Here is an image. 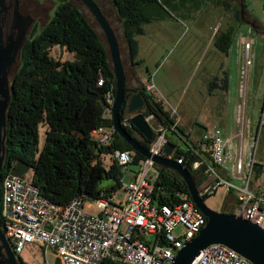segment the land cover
I'll return each instance as SVG.
<instances>
[{"label":"trees","instance_id":"1","mask_svg":"<svg viewBox=\"0 0 264 264\" xmlns=\"http://www.w3.org/2000/svg\"><path fill=\"white\" fill-rule=\"evenodd\" d=\"M121 21L123 36L130 58L138 52L137 38L144 34L143 26L168 12L172 0H110ZM245 8V4H244ZM44 43L28 46L27 57L14 84L8 110L7 155L0 175V213L2 181L8 174L23 176L33 171V183L41 194L57 205H67L75 198L97 200L122 189L125 170L116 162L109 164L105 155L116 151H132L115 131L113 141L102 145L95 135L100 128L113 129L112 107L107 100L115 96L116 79L105 40L91 26L82 12L71 4H61L53 21L43 31ZM219 39V38H218ZM216 42L220 51L228 53L230 39ZM55 47L74 54L72 61L61 62L52 57ZM100 80L103 84L99 85ZM216 89L227 90L228 77H216ZM140 94L147 104L146 118L153 116L170 134L177 135L187 146L175 144L174 159L183 157L182 166L191 174L190 163L196 159L195 149L182 128L171 118L161 103L147 93L146 87L126 89V103L121 119L127 116V100ZM110 115L106 117V115ZM125 130L143 147L149 149L156 138H144L130 121ZM45 139L40 148V128ZM206 130V128H205ZM170 133V134H168ZM135 153L134 163L145 158ZM158 172L151 178L153 204L173 206L190 199L186 183L173 170L154 166ZM260 171L257 165L255 171ZM195 181L196 178L193 176ZM200 187L202 182H196ZM209 195L202 196L203 199ZM222 212V211H221ZM3 221L0 215V227ZM21 264H25L21 261Z\"/></svg>","mask_w":264,"mask_h":264},{"label":"built area","instance_id":"2","mask_svg":"<svg viewBox=\"0 0 264 264\" xmlns=\"http://www.w3.org/2000/svg\"><path fill=\"white\" fill-rule=\"evenodd\" d=\"M251 43L243 50V65L252 64ZM244 68V69H245ZM103 84L100 80L99 85ZM147 91L154 90L149 83ZM111 107L113 94L107 96ZM155 118L151 116L149 123ZM125 118L123 125H128ZM264 126V108L259 127ZM156 138L149 151L152 155L173 159L165 153L169 144L166 130L152 126ZM114 129V128H113ZM115 130L103 128L95 131L102 145H110ZM242 132L239 131V134ZM242 133L241 139L244 138ZM195 149L196 159L190 163L191 171L202 182L200 193L212 195L223 188L225 200L222 211L255 223L264 230V192L255 193L251 183L256 169L257 141H253L250 159L240 153L233 167L234 181L221 174L228 143L219 128H207L202 137L189 138ZM135 153L116 151L105 155L109 164L117 163L125 170L122 201L118 191L109 197L102 195L95 200V207L87 200L75 198L67 205H57L44 197L33 180L8 174L1 187L2 229L14 253L20 255L27 244L39 245L45 260L49 253L59 264H172L179 250L191 243L205 227L207 218L190 199H183L173 206L153 204V183L150 172L155 164L146 159L138 163L133 172ZM183 164V157L175 159ZM87 209H96L91 215ZM154 236V239H150ZM47 262V264H49ZM192 264H253L234 250L223 245H211L201 252Z\"/></svg>","mask_w":264,"mask_h":264},{"label":"rangeland","instance_id":"3","mask_svg":"<svg viewBox=\"0 0 264 264\" xmlns=\"http://www.w3.org/2000/svg\"><path fill=\"white\" fill-rule=\"evenodd\" d=\"M222 1L172 0L168 12L163 14L161 18L156 19L157 21L145 26L144 36L138 37L139 46L133 68L137 74L141 75L142 73L144 76L150 77L149 81L155 87L154 94L165 105L171 113L170 115L174 117L175 122L180 123L185 132H188L192 126L195 127V131L198 133H201L202 130L200 126L219 128L223 131V138L225 139L227 134L232 136L235 130L237 139L241 140L240 145L242 147L245 145L243 140L247 141V138L251 135L252 142L257 141L255 160L261 169L258 170V173H254L251 189L254 191L256 186L261 185V190L264 191V126L258 127L260 113L264 108V42L261 41L257 46L258 56L255 68L256 74H254L256 93L250 98V106L247 109L244 103L248 86L246 80H244L243 91L240 95L237 81V85L231 88L224 98H222L220 92L216 97L222 98L224 104L219 106H214V102H209L210 96L207 94V88L204 84L210 78V75L219 73L220 63L226 58L212 43V35L216 33L215 28L219 30L224 24L223 20L227 9ZM105 3L104 14L108 17L119 41L124 66L127 67L126 75L128 76L130 74V64L132 63L124 40L121 21L112 7L111 1L105 0ZM244 4V9L241 6L239 7L242 33L246 34L247 11L264 27V0H245ZM78 7L91 26L106 42L105 35L91 12L83 4L79 3ZM223 28L224 26L222 32ZM221 34L219 32V39ZM235 36H237V40L240 38L238 31ZM235 43L236 41L230 53V59L233 63L237 61L239 47ZM51 54L55 60L61 62L74 59V54L59 47H55ZM131 81L130 76L129 87L133 86ZM129 101L130 99L127 100V106ZM237 102L239 103L238 106H236ZM126 113V118H128V116L137 112L129 114L126 111ZM108 116L110 115L107 113L106 117ZM234 117L238 118V123H236ZM150 125L153 126L152 123ZM248 128H251L250 133ZM239 131L244 133L243 140L240 136L242 133L239 134ZM154 134L156 133L154 132ZM169 136L177 147L187 148L183 140L173 135ZM39 138V146L42 148L45 139L44 127L40 128ZM135 167L136 165H132L131 170ZM155 174L156 172L152 169L150 175L153 176V180L157 177ZM24 177L32 181L33 171L28 170ZM124 196L123 189H119L118 202L122 201ZM225 196L223 189L219 188L215 194L209 195L205 201L212 210L222 211ZM95 202V200H87V205L95 207ZM86 211L93 216L97 215L96 209L86 208ZM154 238V236L150 237V239ZM18 257L25 264H47L48 262L45 260L42 248L34 243L27 244ZM48 259L49 264H57V259L53 254H49Z\"/></svg>","mask_w":264,"mask_h":264},{"label":"water","instance_id":"4","mask_svg":"<svg viewBox=\"0 0 264 264\" xmlns=\"http://www.w3.org/2000/svg\"><path fill=\"white\" fill-rule=\"evenodd\" d=\"M86 8L91 12L98 22L103 34L106 38V46L108 55L111 60L113 72L116 79L115 96L112 105L113 128L115 132L128 143L132 150L139 153L146 159H150L156 166L171 169L175 171L186 183L191 200L195 206L207 218L205 227L200 231L199 235L186 247L179 250L172 264H192L203 250L211 245L226 246L241 256L248 259L253 264H264V230L255 223L244 220L236 215L229 214L225 211H215L209 208L200 193V187L193 175L182 165H179L175 159L161 158L152 155L149 149L143 147L130 133H128L121 119V109L126 103L127 77L125 66L122 59L120 44L117 36L99 5L94 0H81ZM241 7L244 9V0H241ZM0 129L5 127L4 134L0 132V175L5 164L7 155L6 138L8 135V110L11 101V95L6 90L5 70L0 65ZM1 74L3 76L1 77ZM147 109L145 99L140 94H134L127 106L129 114L139 112L132 116L129 121L131 125L137 129L140 134L147 140H151L154 135V130L149 123V117L146 118L142 112ZM174 144H168L165 147V153L168 156L174 154ZM0 243L1 248L8 255L9 264L21 263L20 258H16L11 247L5 237L3 229L0 227Z\"/></svg>","mask_w":264,"mask_h":264},{"label":"crops","instance_id":"5","mask_svg":"<svg viewBox=\"0 0 264 264\" xmlns=\"http://www.w3.org/2000/svg\"><path fill=\"white\" fill-rule=\"evenodd\" d=\"M244 2H245V0H244ZM222 3L224 5V7L227 9V11L225 13V19L223 20L224 28H223V32H222L223 26L219 30H217V28H215L216 33H213V35H212V43L216 45L217 38L219 36V32H221L222 33L221 37H227L231 40L230 46H229L230 48L228 50V53H224V52L220 51L216 45V48L221 53H223L226 56V58L220 63L219 73L216 75H210L209 76L210 78H208L204 84L206 85V88H207V94L210 96L209 102L210 103L214 102L213 103L214 106H219L220 104H224V101L222 98H224L225 94L229 93L231 88L236 86L237 83L239 86V91H238L239 95L242 94L244 80H246L248 86H247V91L245 93L244 103L246 104V109H247L250 106V98L252 97V95H254L256 93V91H255L256 79L254 77L255 76L254 74H256L255 68H256V59L258 56L257 46H258V44L261 43V41L264 42V27L261 26L260 23L255 20V18L252 16V14L247 11L246 12V15H247L246 19L247 20H245V24L247 25L246 32H245L246 34H243L242 30H241L242 24L240 21V11H239V7L241 6V0H239V1L238 0H223ZM153 21H157V20H153ZM153 21H151L149 24L144 25L143 28L145 26L153 23ZM237 31H238V34L240 37L238 40L236 39L237 36H235ZM142 36H144V34L139 36V37H142ZM137 40H138V38H137ZM235 41H236L235 44L237 45V47L238 46L239 47H238V51H237L238 52L237 61L235 63H233L230 59V53H231V48H232ZM246 43H251V46H252V48H251L252 64L247 69L243 65V50H244V45ZM135 56L133 58V62H134ZM130 61L132 63L131 58H130ZM133 64L134 63L130 64V74L128 76L126 75L128 86L130 84V76L132 79L131 82H133V86L129 87V88H136V87H139L140 85L147 87V85L149 83H151L149 81L150 77L144 76L142 73H141V75L137 74L133 68L134 67ZM125 73H127V72H125ZM225 74L228 77V88H227V90H221L219 88L216 89V85L213 83L215 78L216 77H223V76H225ZM236 81H237V83H236ZM146 90H147V88H146ZM154 90H155V87H154ZM154 90L151 92L147 91V93L149 95H151L154 98V100H156L157 103H161L163 105L164 109L166 111H168L166 109L165 105L154 94V92H155ZM220 92L222 93V98H217L216 96H218ZM241 100H242V98H241ZM238 105H239V103L237 102L236 106H238ZM236 116H237V114H236ZM260 116H261V113H260ZM171 118L175 121V119L172 115H171ZM234 118H235L236 123H238V120H237L238 118L237 119H236V117H234ZM259 120H260V118H259ZM151 123L155 127H159V128L162 127L161 124L156 121V119H155V121L153 119L152 122H150V124ZM175 123H177L179 125V127L182 128L180 123H178V122H175ZM249 126L251 127L250 122H249ZM200 127L202 128V130L200 131L201 133H198L197 131H195V127H193V126L190 128V130H188V132H185V130L183 128L182 129L187 135H189V137L201 138L204 131H205V128L207 129V127H202V126H200ZM258 127H259V123H258ZM250 129L251 128H248L249 133L251 132ZM222 133H223V131H222ZM168 134H170V133H168ZM173 136L179 138L177 135L176 136L173 135ZM250 137H251V135H249V137L247 138V141L243 140L245 142L244 147H242V145H240L241 140L237 139L235 130H234V133L232 136H229L227 134V136L225 137V139L228 141V143L225 147V162L222 166L221 174L231 181L235 180L234 174H233V167L236 163V160H237V157L239 156V154L243 153V157H245L247 161L251 157L250 153H252L251 147H252L253 142L250 139ZM170 142L175 144V142L172 140V138H170ZM173 158H174V156H173ZM135 165H136V167L132 169L133 172L140 169L139 164H135ZM257 165H258V163H257ZM257 165H256V167H257ZM153 170L156 172L155 175L157 176L158 172L155 169V167L153 168ZM151 177H153V176H151ZM261 189H262V186L258 185L255 187L254 191L252 189L251 190L255 193L264 192ZM49 254L52 255V253H49ZM57 264H59L58 260H57Z\"/></svg>","mask_w":264,"mask_h":264},{"label":"flooded vegetation","instance_id":"6","mask_svg":"<svg viewBox=\"0 0 264 264\" xmlns=\"http://www.w3.org/2000/svg\"><path fill=\"white\" fill-rule=\"evenodd\" d=\"M94 1L105 13V0ZM64 3L71 4L78 9V4H83L81 0H0V65L4 67L6 90L10 95L23 62L27 57L28 46L45 42L41 35L53 21L60 5ZM126 68L125 66V72ZM2 76L3 74H1ZM142 113H146V111ZM131 116H128V119ZM4 131L5 127H2L0 129L2 135ZM204 195L207 194L202 196ZM11 250L14 253L12 247ZM15 256L19 258L16 254ZM9 263L8 255L1 248L0 243V264Z\"/></svg>","mask_w":264,"mask_h":264},{"label":"clouds","instance_id":"7","mask_svg":"<svg viewBox=\"0 0 264 264\" xmlns=\"http://www.w3.org/2000/svg\"><path fill=\"white\" fill-rule=\"evenodd\" d=\"M174 159V158H173Z\"/></svg>","mask_w":264,"mask_h":264}]
</instances>
